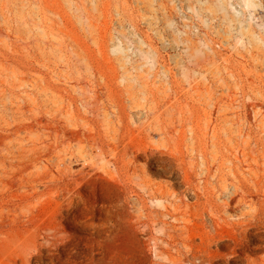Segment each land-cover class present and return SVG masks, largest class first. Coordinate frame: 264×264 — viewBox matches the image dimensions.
<instances>
[{
    "label": "rangeland",
    "instance_id": "obj_1",
    "mask_svg": "<svg viewBox=\"0 0 264 264\" xmlns=\"http://www.w3.org/2000/svg\"><path fill=\"white\" fill-rule=\"evenodd\" d=\"M186 148L264 170V0H0V264L159 262Z\"/></svg>",
    "mask_w": 264,
    "mask_h": 264
},
{
    "label": "bare ground",
    "instance_id": "obj_2",
    "mask_svg": "<svg viewBox=\"0 0 264 264\" xmlns=\"http://www.w3.org/2000/svg\"><path fill=\"white\" fill-rule=\"evenodd\" d=\"M221 7L224 12V5ZM236 154H232L235 162L225 151L222 155L226 160L213 171L202 160H197L199 167L195 166L192 149H187L185 159H160L175 167L183 186L179 194L165 193L164 197L180 203L179 195H184L193 202L173 208L176 213L182 207L183 212L178 215L167 213L174 221H180L176 229L162 220L164 214L154 215L152 223L161 232L151 238L160 260L155 264H264V254L252 258L248 255L264 251V170L252 171L245 164L244 154L242 159Z\"/></svg>",
    "mask_w": 264,
    "mask_h": 264
}]
</instances>
